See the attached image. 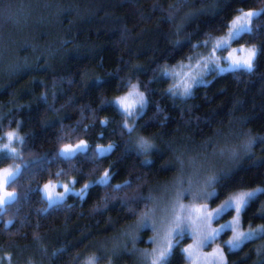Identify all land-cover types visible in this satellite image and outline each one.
I'll use <instances>...</instances> for the list:
<instances>
[{
    "label": "trees",
    "instance_id": "obj_1",
    "mask_svg": "<svg viewBox=\"0 0 264 264\" xmlns=\"http://www.w3.org/2000/svg\"><path fill=\"white\" fill-rule=\"evenodd\" d=\"M254 10L252 30L234 41L257 50L254 70L213 73L174 97L163 69ZM135 84L146 106L129 133L113 102ZM17 127L18 156L0 157V170L22 165L7 185L16 198L0 208V264H110L100 245L151 210V195L187 154L223 152L212 205L261 189L242 222L262 232L236 251L225 247L227 264H264V0H0V134ZM80 142L86 151L61 155ZM105 172L108 183L97 182ZM69 178L77 188L95 183L83 199L50 208L43 188ZM141 235L149 245L152 231ZM190 241L179 240L165 264H187Z\"/></svg>",
    "mask_w": 264,
    "mask_h": 264
},
{
    "label": "rangeland",
    "instance_id": "obj_2",
    "mask_svg": "<svg viewBox=\"0 0 264 264\" xmlns=\"http://www.w3.org/2000/svg\"><path fill=\"white\" fill-rule=\"evenodd\" d=\"M249 12L253 13V15L248 16ZM260 13L261 11L257 10L242 13L232 23L230 31L225 36L199 46L197 53L188 61L176 66H166L162 71V77L171 82V93H175V95H172L184 99L190 96L184 95L185 86L189 87L192 94L196 86L208 83L213 73L227 72L220 71V69H226L230 66L228 57L235 61L243 59L249 50H255L257 53L254 47L237 46L234 44L235 39L230 40L229 38L234 35L236 30L241 29V26H246L252 30L253 19ZM224 42H228L226 47H216L217 44L223 45ZM165 72L171 75L165 76ZM133 86H135V89ZM140 94H143L146 102V97L139 86L136 84L131 85L128 91L115 101L127 97L128 99L125 103L131 104V110L140 115L145 110L144 107L143 111H140ZM136 119L135 117L128 118L126 120L127 126L133 128ZM11 133L15 134L12 140L8 139V133L5 135L0 134V157L18 156L19 154V145L23 137L22 133L18 127ZM78 145H84L86 149L88 148L86 142H80L65 146L63 149L69 146L75 149ZM112 148V146L99 147L98 151H104L107 154ZM79 152L81 151L77 150L76 154ZM222 154L223 156L218 157H216L215 153H208L202 156L187 154L180 161L179 172L170 181L158 186L153 195H151V199L154 202L151 210L140 216L135 224L123 231L118 237L113 238L111 242H105V244L100 245L99 250L109 254L111 262L114 264H165L166 260L161 258V254L163 253L168 258L178 241L188 236L191 241L183 248L188 260L187 264H227L225 247H228V241L232 240L237 234L255 233V237H257L261 234L262 228L251 229L243 226L242 214L245 208L240 211L239 215L234 210H229L220 216L219 220L213 219L210 223H202L201 217L207 212L215 213V210L219 209L227 200L234 199L242 193L252 192L256 193L257 196L261 189L240 192L218 205H212L213 197L205 199L204 194L216 193L215 188L211 187L210 184L212 182L216 183L221 169L222 171L225 169L224 156L226 154L225 152ZM72 156L74 155L64 157ZM21 170L22 165L19 163H13L0 170V208H4L16 198V193L8 191L7 185ZM101 180L102 178L97 182L100 183ZM94 183L95 181H89L86 184L89 185L86 189L87 193ZM47 186V189L43 188L45 198L47 199L48 196H51L53 200H56L63 197L62 202L70 195H73L72 193H79L84 189V187H76V178L53 181L48 183ZM64 186L69 189L68 193L64 192ZM197 209L200 211L197 212ZM231 211H233V215L227 216ZM188 212L192 213L190 217H186ZM177 217H179L180 226L185 228L184 236L179 239L175 235ZM230 222L233 223V230L230 231L229 237L223 239L222 243H218V240H221L228 231L220 232L214 241L202 245L201 242L210 233L220 230L223 225H227ZM147 229L152 231V236L146 239L150 244L144 246L140 243L143 239L141 234ZM169 245H171V249H169ZM111 262L110 264H113Z\"/></svg>",
    "mask_w": 264,
    "mask_h": 264
},
{
    "label": "snow or ice",
    "instance_id": "obj_3",
    "mask_svg": "<svg viewBox=\"0 0 264 264\" xmlns=\"http://www.w3.org/2000/svg\"><path fill=\"white\" fill-rule=\"evenodd\" d=\"M253 13L249 12L248 16H252ZM251 31L250 28L246 27V26H241V29H238L235 31L234 35L230 36V40L232 39H238V37L242 34V32H249ZM228 42H224L223 45L221 44H217L216 47L220 48V47H226ZM257 53L255 50H249L247 55L243 58V59H237L235 61L231 60V57H228L227 59H229L230 61V66L226 69H220V71H229V72H233V71H246V72H251L254 70V65H253V60L256 57ZM217 67H219L217 65ZM165 76H170L171 74L165 72L164 73ZM99 83V82H98ZM197 83H199V81H197ZM133 88L135 89V86H133ZM171 91V90H170ZM173 95H175V93H172ZM130 95H132V93H130ZM184 95H191L190 89L188 86H185L184 88ZM127 97L121 98L119 101H114L113 102V106L117 108L118 111L121 112L122 117L127 120L130 117H135L138 118L139 113H134L131 109H132V105L131 104H126L125 101L127 100ZM139 103H140V111L142 112L144 107H145V99L143 94H140L139 97ZM124 127L126 128V130L131 133L133 131V128H129L127 127V123H125ZM8 139L12 140L15 136L14 133L9 132L8 134ZM264 142V141H262ZM7 147V145H6ZM111 147V146H109ZM140 147L142 149L143 152L147 153L149 151V149L152 147L151 145H149L146 141H141L140 142ZM77 150L83 152L86 151V146L84 145H78L77 148L73 149L71 146L66 147L65 149L62 150L61 155L62 156H69V155H75ZM105 154L104 151H100L99 155L103 156ZM109 180V175L107 172L104 173V177L102 178V180L100 181V183H104L107 184ZM211 187L215 186V182H212L210 184ZM89 187V185H85L84 189L81 190V192L79 193H72L73 195L79 196L81 199L84 198L85 195H87L86 189ZM48 186H45V189H47ZM260 191V190H258ZM64 192L68 193L69 189L67 188V186H64ZM218 194L215 192L212 193H207L204 194V198H211V197H216ZM256 196V193H252V192H248V193H242L239 196L235 197L234 199H229L227 200L219 209L215 210V213L212 212H207L203 217H201V222L202 223H210L211 220L216 219L219 220L220 216H222L225 212H228L229 210H234L237 215H239L240 211L243 208H246L248 206V203L251 199H253ZM47 199L49 200V207L51 208L53 205L55 204H59L62 202L63 197H60L59 199L53 200L51 196H48ZM197 212H199L200 210L197 209ZM192 215L191 212L186 213V217H190ZM176 238L179 239L181 237L184 236L185 234V228H182L180 226V222H179V217L176 218ZM233 223H229L227 225H223L222 228L218 231L212 232L210 233L201 243L203 244H209L212 241H214L217 236L220 234V232L222 231H231L233 230ZM256 234L255 233H246V234H237L233 237L232 240L228 241V248L229 251H236L238 249H240L242 247V245L246 242V241H250L253 240L255 238ZM169 249H171V245H169ZM187 251V250H185ZM161 258L163 260H167V257L162 253L161 254Z\"/></svg>",
    "mask_w": 264,
    "mask_h": 264
}]
</instances>
